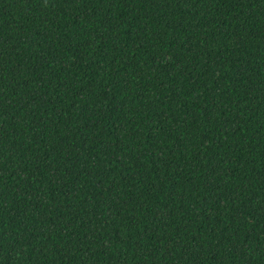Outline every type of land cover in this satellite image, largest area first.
Listing matches in <instances>:
<instances>
[{
    "label": "trees",
    "instance_id": "obj_1",
    "mask_svg": "<svg viewBox=\"0 0 264 264\" xmlns=\"http://www.w3.org/2000/svg\"><path fill=\"white\" fill-rule=\"evenodd\" d=\"M0 264H264V0H0Z\"/></svg>",
    "mask_w": 264,
    "mask_h": 264
}]
</instances>
